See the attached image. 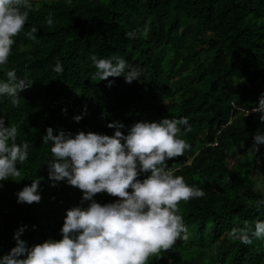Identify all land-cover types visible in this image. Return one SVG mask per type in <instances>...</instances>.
Segmentation results:
<instances>
[{
    "label": "trees",
    "instance_id": "1",
    "mask_svg": "<svg viewBox=\"0 0 264 264\" xmlns=\"http://www.w3.org/2000/svg\"><path fill=\"white\" fill-rule=\"evenodd\" d=\"M30 3L24 29L14 37L7 64L0 65V82L10 70L33 81L19 92V108L10 97H0V117L18 126V144L30 143L28 160L17 164L21 176L0 181V257L15 247L14 233L22 226H27L21 239L28 247L62 239L67 210L90 204L82 203L83 192L66 181L52 186L51 144H43L48 127L54 135L64 130L73 136L79 131L111 136L115 129L107 124L112 121L122 122L127 134L138 121L187 117L191 130L185 133L181 126L179 138L191 150L168 160V168L205 196L179 204L189 241L178 240L148 264H264V240L242 245L228 237L233 227L264 221V210L249 206L264 199V145L257 153L253 149L264 122L258 112L246 116L264 95V0ZM146 24L145 38L140 33ZM33 26L36 38L29 39L25 33ZM132 31L137 38L125 35ZM92 55L123 58L141 70V80L93 81ZM57 62L62 73L52 70ZM85 110L76 122L73 117ZM37 178L40 202L19 203L17 193ZM93 199L103 205L119 198L101 192Z\"/></svg>",
    "mask_w": 264,
    "mask_h": 264
},
{
    "label": "clouds",
    "instance_id": "2",
    "mask_svg": "<svg viewBox=\"0 0 264 264\" xmlns=\"http://www.w3.org/2000/svg\"><path fill=\"white\" fill-rule=\"evenodd\" d=\"M30 10V0H0V65L7 64L14 37L24 29ZM46 23L53 24L51 13ZM37 30L33 26L25 35L35 39ZM125 35L137 38L135 31ZM140 35L145 38L149 35L147 24ZM90 60L95 67L93 81L120 76L129 84L141 80V70L130 68L123 58L98 59L92 55ZM52 70L62 73L64 69L57 62ZM6 77V81L0 82V97H10L11 105L19 108V92L31 87L33 81L18 78L15 70L7 71ZM257 112L264 122V95L246 116ZM83 115L86 110L73 119L79 122ZM181 126L185 133L191 130L187 117L138 121L127 134L121 131L125 128L122 122L112 121L107 124L115 129L111 136L91 131H79L73 136L64 130L54 135L53 128L48 127L43 144H51L52 159L47 165L52 186L66 181L83 192L82 203L90 201V204L87 208L77 206L67 210L60 240L48 239L28 247L21 239L27 226L20 227L14 233L15 247L0 257V264H148L151 257L161 258L178 240L189 241L179 204L204 197L205 192L189 186L182 176L174 175L176 169L168 168V160L191 150V145L179 138ZM17 137L18 126L6 125L0 117V181H17L21 176L17 164L28 160L30 143L18 144ZM253 140L257 153L259 146L264 145V133H256ZM142 173L147 175L140 180ZM40 179L17 193L19 203L40 202ZM101 192L119 199L102 205L93 199ZM249 206L257 212L264 210V199L249 202ZM228 237L242 245L264 240V221H257L254 227L247 222L242 227H233Z\"/></svg>",
    "mask_w": 264,
    "mask_h": 264
}]
</instances>
